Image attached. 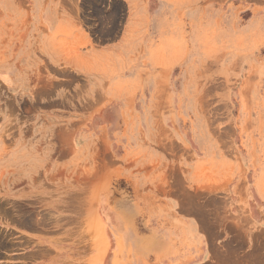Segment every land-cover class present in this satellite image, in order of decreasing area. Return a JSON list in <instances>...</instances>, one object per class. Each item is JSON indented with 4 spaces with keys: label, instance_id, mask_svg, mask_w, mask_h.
I'll return each instance as SVG.
<instances>
[{
    "label": "rangeland",
    "instance_id": "obj_1",
    "mask_svg": "<svg viewBox=\"0 0 264 264\" xmlns=\"http://www.w3.org/2000/svg\"><path fill=\"white\" fill-rule=\"evenodd\" d=\"M127 11L111 66L0 80V264H264V0Z\"/></svg>",
    "mask_w": 264,
    "mask_h": 264
},
{
    "label": "crops",
    "instance_id": "obj_2",
    "mask_svg": "<svg viewBox=\"0 0 264 264\" xmlns=\"http://www.w3.org/2000/svg\"><path fill=\"white\" fill-rule=\"evenodd\" d=\"M82 1L0 0V80L3 84L9 87L19 82L29 84L32 69L46 65L79 69L111 66L113 57L122 50L117 48L116 41L101 42L97 37L109 35L114 25V35L125 32L133 20L127 11L132 0H118L124 3L125 11L117 19L111 11L106 16L88 14V10L80 13ZM110 2L107 0L108 9ZM98 23L101 32L96 27ZM83 74L89 72L83 71ZM103 258L95 256L90 264H103Z\"/></svg>",
    "mask_w": 264,
    "mask_h": 264
}]
</instances>
